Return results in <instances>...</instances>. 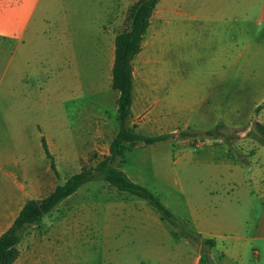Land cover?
<instances>
[{"label":"rangeland","instance_id":"rangeland-1","mask_svg":"<svg viewBox=\"0 0 264 264\" xmlns=\"http://www.w3.org/2000/svg\"><path fill=\"white\" fill-rule=\"evenodd\" d=\"M136 1L113 0L111 8H107L112 15L101 21L100 15L96 19L94 7L81 8V16L73 23L78 33L74 38L75 54H69L68 47L56 50L52 45L53 40H49L50 46L45 48L43 56L49 79L38 95L41 97L38 101L34 100V92L38 90L36 83L30 84L27 88L29 91L24 87L0 88L1 97L6 99V118L0 124V155H3V159L14 151V143L10 138H15L9 135V112L14 108V102L19 110L24 111L28 122L41 119L49 125L45 130L41 123L35 122V126L40 127L46 137L57 175L50 169V162L39 142L40 133L36 132L32 170L35 184L39 183L41 191L35 190V199L44 198L56 185L62 184L65 179L82 169L94 168L107 153L101 148L102 145L91 142L89 134L97 126L96 119L98 125L103 127L111 128L114 124L118 126L115 119L116 104L113 95H110L116 94L115 91H110L115 37L128 27V10ZM100 3H107V0H99V13L105 10L100 7ZM237 10L233 2L218 7L205 6V0H159L150 18L141 51L133 60L134 81L138 86L143 84V97L146 101H151L150 105L154 106L156 113L162 115L161 131L172 137L165 143L130 148L125 156L126 164L122 168L124 167L123 171L130 179H138L141 185L161 199L175 217L183 221L180 216L185 214V207L178 199L180 188L174 182L189 178L195 188H192V192L197 193L200 184L195 178H206L207 171L204 167L199 169L190 164L191 155L181 157L180 149L196 153L206 146L232 144L233 141L200 136L191 140L181 139L179 134L202 133L218 124L230 128L243 122L240 128L231 127L233 130H245L251 125L250 119H240L239 108L242 104L235 102L231 71L234 56L220 54L223 49L230 47L234 50L236 46H245L247 43L251 44L252 49L264 51V33L253 34L239 29L234 22ZM159 33L161 40L153 45ZM153 48L157 50L151 54V59L159 60L162 69L167 70L168 79L152 81L145 76L149 70V65L145 64L146 56ZM77 73L82 75V85H79ZM151 86L155 87L152 93L149 92ZM10 94L13 95L12 98ZM14 94H17L16 101ZM60 121L62 128L59 129L62 133L57 134L53 125L58 126ZM159 131L152 132V135H158ZM252 132L258 136L253 125ZM153 161L161 171L160 177L153 176ZM3 171L12 172L11 163L4 161L2 174ZM135 175L142 178H135ZM201 185L204 186L205 183ZM10 187L14 191L9 180L0 178V197ZM113 192L112 187L100 181L85 184L58 206L50 221L44 222L42 219L27 229L20 244V259L17 264H26L29 252L33 250L38 252L34 258L38 264H41L43 257L44 262L51 257L61 264H104L103 253L100 250L97 252V248L90 243L91 238H95L90 224L91 208L104 206ZM74 210L78 213L76 217L81 218V236L76 238L72 236L73 230L70 229ZM230 213L227 216L234 220V211ZM59 220L65 221V227L55 225ZM164 224L170 228L169 223L165 221ZM188 227L194 230L190 225ZM57 232L65 235L61 239L64 240L62 243H44L45 240L51 242L55 239ZM252 232L251 227H248L242 233L250 235ZM218 242L219 248L214 251V255L219 254L222 246V242ZM198 246L195 243V247ZM181 247L169 234L163 235L161 249L163 257L167 259L162 264H173L174 259H179L178 249ZM238 250L245 264H264V239L244 245ZM208 257L210 258L209 253ZM229 260L231 264H241L236 259Z\"/></svg>","mask_w":264,"mask_h":264},{"label":"crops","instance_id":"crops-1","mask_svg":"<svg viewBox=\"0 0 264 264\" xmlns=\"http://www.w3.org/2000/svg\"><path fill=\"white\" fill-rule=\"evenodd\" d=\"M112 1L107 0V3L102 5L100 3V7H104L105 10L99 13V0H0V88L9 86L27 89L31 83H36L38 92H34V100L38 101L40 97L38 95L49 79L45 71L46 59L43 57L45 48L50 46L49 40H53L52 45L56 50L68 47L69 54H75L74 38L78 33L73 23L81 16V8L94 7L96 19L100 15L101 21L112 15L107 10L111 8ZM231 2L238 8L234 22L239 29H245L246 32L253 34L264 33V0H205V6L221 7ZM97 28L98 25L96 32ZM160 35L159 33L156 36L153 45L160 42ZM250 45L247 43L245 46H236L234 50L228 47L220 54L234 56L231 71L235 102L242 104L239 108L240 119H250V127L237 130V139L232 144L210 145L196 153L183 148L179 151L181 157L191 155L189 163L194 167L199 169L204 167L207 171L206 178H195L198 185L200 184L197 193L192 192L194 187L189 178L176 180L174 185L180 188L178 199L185 207V214L180 218L204 238L215 242V246L208 249L210 261L202 262L201 245L195 247V243L181 237L172 238L177 245H182L178 249L180 257L174 259L173 264H231L229 258L245 264L238 249L264 239V142L257 135L249 134L252 131V120L264 126V109L255 113L256 107L264 101V51L252 49ZM156 50L153 48L147 53L145 64L149 65V70L145 76L152 81L168 79L167 70L162 69L159 60L151 59V54ZM77 80L79 85H82L81 73H77ZM142 87L143 84L140 86L136 84L133 76V102L127 125L147 136H156L152 135L156 130H160L158 135H161L162 115L155 112L154 106L150 105L151 101L145 100ZM110 91L115 90L111 87ZM154 91L155 87L151 86L149 92ZM115 92L116 94L110 92V95H113L117 109L118 92ZM20 94L23 95L24 92ZM14 96L16 101L17 94ZM12 97L10 94V98ZM154 102L158 103L157 100ZM5 105L6 99L0 95V124L6 118ZM24 116V111L19 110L14 102V108L9 112L11 120L9 135L15 138L14 140L10 138L14 143V151L10 156L7 155L6 159L0 155V178L9 180L14 186V191H11L10 187L9 190H5V195L0 197V235L12 226L26 201L35 199L33 197L35 190L41 191L39 183L35 184L32 170L33 147L36 132L40 133V145L41 136L45 135L40 127L35 126V122L41 123L45 130L49 125L41 119L28 122ZM95 121L97 126L91 129L90 139L91 142L102 145L101 148L107 152L106 156L118 126L113 123L114 127L107 128L98 125L97 119ZM242 123L234 127L240 128ZM61 125V121L58 126L53 125L57 129L55 131L57 134L62 133L59 129ZM4 161L11 163L12 172L3 171L2 174ZM153 163V176L160 177L161 171L157 169L155 161ZM135 178L142 177L135 175ZM134 182L142 184L138 179ZM202 183L205 185L202 186ZM113 189L112 196L108 197L109 200L104 206L91 208L90 224L95 238L92 237L90 243L97 248V252L100 250L103 253L104 264H162L167 259L163 257L161 249L163 235L171 236L172 227L165 226V221L161 219L159 213L145 200ZM58 206L42 218L44 222L51 220ZM232 210L236 216L234 220L227 216H230ZM73 216L70 229L73 230L72 236L76 238L81 236V218L76 217L78 216L76 210ZM55 225L65 227V221L59 220ZM248 227H251L253 232L250 235L242 233ZM55 235L56 238L51 242L45 240L44 243L49 245L64 241H61L65 238L64 234L57 232ZM219 240L222 246L219 254L214 255V251L219 248ZM193 244L195 248L192 247ZM18 249L20 251V245ZM37 254L36 250L29 252L26 264H38L34 260ZM43 258L41 264H61L56 263L54 258L50 257L47 262H44ZM19 259L20 255L14 264H17Z\"/></svg>","mask_w":264,"mask_h":264},{"label":"trees","instance_id":"trees-1","mask_svg":"<svg viewBox=\"0 0 264 264\" xmlns=\"http://www.w3.org/2000/svg\"><path fill=\"white\" fill-rule=\"evenodd\" d=\"M158 3L159 0H137L128 10V27L115 37L111 87L118 92L116 109L118 131L110 144L108 155L104 156L94 168L82 169L68 177L46 197L26 201L12 226L0 235V264H14L20 255L18 246L27 229L40 222L44 216L85 184L93 181L107 183L120 192H126L145 200L159 213L163 221L170 224L172 238L183 237L201 245L202 262L210 261L208 249L215 246L214 240L204 238L195 230L190 229L185 221L175 217L158 196L148 188L132 181L122 170V166L126 164V153L130 148L138 145H155L168 141L172 137L171 134L147 136L127 125L133 102V60L141 51L150 18ZM262 109H264V101L256 107L255 113ZM253 128L258 133L259 139L264 142V126L253 121ZM237 132L224 124H218L202 133L181 132L178 137L191 140L200 136L232 142L237 139ZM41 145L46 157L50 160L52 171L57 175L54 159L44 136H41Z\"/></svg>","mask_w":264,"mask_h":264}]
</instances>
